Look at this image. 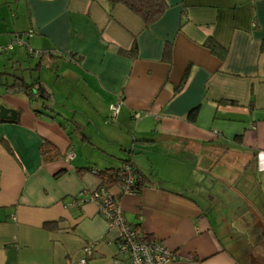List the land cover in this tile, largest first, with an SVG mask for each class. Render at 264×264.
<instances>
[{"label":"crops","instance_id":"obj_1","mask_svg":"<svg viewBox=\"0 0 264 264\" xmlns=\"http://www.w3.org/2000/svg\"><path fill=\"white\" fill-rule=\"evenodd\" d=\"M165 1L146 25L109 0H0V49L34 33L0 53V73L51 94L33 101L0 85V104L18 113L0 121V264H79L87 245L89 264H128L87 194L101 180L78 174L128 159L147 185L111 192L142 237L175 254L168 264H252L242 248L254 257L249 249L264 245V0ZM69 76L80 89L73 100L60 87ZM234 152L249 160L240 175L227 168Z\"/></svg>","mask_w":264,"mask_h":264},{"label":"built area","instance_id":"obj_2","mask_svg":"<svg viewBox=\"0 0 264 264\" xmlns=\"http://www.w3.org/2000/svg\"><path fill=\"white\" fill-rule=\"evenodd\" d=\"M33 31L17 35L0 53L13 52L15 47L27 46V38L33 36ZM35 56H41L39 52H31ZM121 111V104H114L110 107V120L118 119ZM139 118L140 115H135ZM75 157L71 150L66 155V160L71 161ZM125 175L121 184V194H131L136 176L129 166H125ZM92 202L99 207L100 215L106 220L110 228L119 232L118 247L119 253L129 258L128 264H168L175 260V254L155 241L144 240L139 230L127 221L118 198L111 192V189L99 187L92 193H87ZM86 194V195H87ZM78 204L75 202V205ZM85 257L79 264H89V257L93 254V245H87L84 249Z\"/></svg>","mask_w":264,"mask_h":264},{"label":"trees","instance_id":"obj_3","mask_svg":"<svg viewBox=\"0 0 264 264\" xmlns=\"http://www.w3.org/2000/svg\"><path fill=\"white\" fill-rule=\"evenodd\" d=\"M109 1L113 7L118 4L125 5L131 11H133L135 14L141 17L146 25H151L154 22H156L167 9V2L165 0H109ZM206 47L221 58L225 54V50H223L215 42L214 39L208 40L206 43ZM40 64L41 63L39 62L38 64L39 66L36 68L37 71L40 68ZM0 85L5 87L7 93L10 94L24 93L27 96H29L33 101L42 100L43 102H45L51 99V94L39 80L35 81L34 83H27L23 77H19L13 73H0ZM223 103L238 105V102L235 101H229V102L226 101ZM40 112L41 111L37 110V113ZM195 114L196 111H193L191 116H194ZM144 141L149 142V140H144ZM47 147H53V146L50 142L47 141L44 142L41 147L43 155H46L45 149ZM125 166L131 167V169L133 170L136 176V180L132 187V191H133L132 194L141 192V190L147 185L146 182L149 180V178L148 176L141 174V172H139V170L133 166L131 159L126 160L124 162V165L118 169L115 167H110L99 170L94 167L93 168L86 167V168H79L78 174L82 176L86 173H93L101 180L100 187H106L111 189L113 186L122 184V180L125 175V168H126ZM58 223L59 222L49 223L46 227L54 228L58 225ZM143 239L147 241H153V239L150 236L143 237Z\"/></svg>","mask_w":264,"mask_h":264},{"label":"rangeland","instance_id":"obj_4","mask_svg":"<svg viewBox=\"0 0 264 264\" xmlns=\"http://www.w3.org/2000/svg\"><path fill=\"white\" fill-rule=\"evenodd\" d=\"M45 74H47V72ZM37 76H38V74H37ZM51 76L53 77V75H51ZM67 82L68 83H60V87H62L63 89H66L68 91H71V93H72L71 100L76 99V96L78 95L80 89L74 88V86H76V85H75L74 82H71V77L69 79H67ZM81 103H83V102L80 101L79 103H76V104H81ZM0 105L6 107L5 104H2V103ZM116 121L113 122L111 120L109 122H111L110 124L114 126L117 123ZM105 131H106V129H103V128H100V127L99 128H92V130H90V132H99L100 134L102 132H105ZM96 134H98V133H96ZM90 148H92V147H90ZM233 154H234L235 158H231V162H227V168L231 167L233 172H237L238 175H240L241 172H239V170L240 169L243 170L245 164L248 163L249 160H248V157L244 156L242 153L234 152ZM100 156H102V153H100L99 151H95L94 156H91V157H92V159H95V157H100ZM244 175L247 177L246 181L249 182L250 184H251V182H250V179H249L248 176L252 177V179H256L255 178L256 174H255V170L254 169H250L249 168L247 171L244 172ZM260 194H261L260 191H258V195H260ZM259 198L262 199V203H264V201H263L264 198H263L262 194H261V196H259ZM257 241H258V239L252 240V246L257 244L258 243ZM249 250H250L251 253L255 254L254 257H253L252 254L248 253L249 251L247 249L242 248V251L245 254H248V256H252V258H250L251 259L250 263L252 262V264H264V245L259 247V248H256V249H251L250 248Z\"/></svg>","mask_w":264,"mask_h":264},{"label":"water","instance_id":"obj_5","mask_svg":"<svg viewBox=\"0 0 264 264\" xmlns=\"http://www.w3.org/2000/svg\"><path fill=\"white\" fill-rule=\"evenodd\" d=\"M18 118V113L15 110L9 109L7 107H0V121H16Z\"/></svg>","mask_w":264,"mask_h":264}]
</instances>
